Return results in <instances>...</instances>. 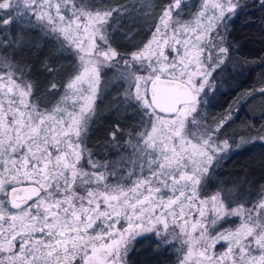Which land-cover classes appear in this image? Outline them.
Listing matches in <instances>:
<instances>
[{"label":"snow or ice","instance_id":"1","mask_svg":"<svg viewBox=\"0 0 264 264\" xmlns=\"http://www.w3.org/2000/svg\"><path fill=\"white\" fill-rule=\"evenodd\" d=\"M182 3L159 5L151 39L124 56L111 46L110 37L113 25L135 5L0 0V26L26 21L55 36L78 62L65 95L51 109L30 100L33 86L10 65L0 72V264H126L132 239L153 230L167 239L170 226L179 229L177 235L188 247L182 264L194 248V264H264V188L255 193L260 199L250 209L241 205L228 210L224 201L233 202L235 187L200 199L197 189L213 155L229 146L227 141L216 143L223 123L191 139L188 128L199 123L208 61L216 58L213 71L224 63L229 48L222 33L247 5L208 0L193 21L182 23L173 19ZM257 3L264 8V0ZM141 7L152 4L145 0ZM104 69L118 71L129 83L125 99L147 124L138 136V150L145 155L148 173L127 189L108 185L104 173L80 165ZM141 82L152 85L150 95L147 89L142 92ZM209 203L213 224L225 216L246 219L236 230L209 241L202 223ZM122 220L126 226L118 227ZM220 241H227L228 248L216 254L213 248Z\"/></svg>","mask_w":264,"mask_h":264},{"label":"trees","instance_id":"2","mask_svg":"<svg viewBox=\"0 0 264 264\" xmlns=\"http://www.w3.org/2000/svg\"><path fill=\"white\" fill-rule=\"evenodd\" d=\"M106 2L113 7L135 5L130 7V15L119 18V23L113 25L110 37L111 46L127 56L149 41L155 26L150 12L153 8L159 10L158 6L169 0H150L151 8L141 7L145 0ZM242 4L247 7L231 18L226 36L229 55L239 66L225 69L222 79L225 89L210 107L219 111V120L224 118L227 108L239 104L238 112L223 122L218 135L232 143H243L221 159L202 187L203 193H211L234 186L238 198L241 197L239 192L247 196L250 191L253 194L264 188V142L254 140L264 133V8L257 0H243ZM197 6L196 0L185 1L179 14L192 17ZM4 15L9 18L7 13ZM5 65H10L15 75L22 76L33 86L30 97L33 103L51 109L65 95V86L75 74L78 62L60 47L55 36L26 22H13L0 26V72L7 70ZM115 73L108 69L102 72L101 89L83 146L98 167L106 166L109 171L118 168L119 177L129 185L142 172L137 166L141 165L142 152L135 146L140 143L138 136L147 124L141 111L125 99L128 83ZM230 81L233 84L229 86ZM53 84L56 85L54 90L51 89ZM129 162H133L131 171L127 168ZM122 226H126L123 220L118 227ZM176 259L177 254L152 235L139 237L128 254V264H175Z\"/></svg>","mask_w":264,"mask_h":264},{"label":"rangeland","instance_id":"3","mask_svg":"<svg viewBox=\"0 0 264 264\" xmlns=\"http://www.w3.org/2000/svg\"><path fill=\"white\" fill-rule=\"evenodd\" d=\"M185 1H189V0H185ZM198 6H197V11H195L193 13L192 17H184L181 14L177 15L176 13H173V19L174 20H179L182 23H187L190 21H193L196 14L202 10V6L208 2V0H196ZM241 3H243V0H241ZM208 11H211V9L209 8ZM159 10L156 9H152L150 12V17L154 19L155 25L158 22V16H159ZM10 18V17H9ZM232 18V17H231ZM231 18L228 20V26H229V22L231 20ZM17 22H26V21H17ZM228 29V27H227ZM225 36H227V32L226 33H222ZM152 37V35H151ZM150 37V39H151ZM149 39V40H150ZM227 39V38H226ZM225 46L227 47V44H225ZM215 57H213L212 61H208L209 64V71H210V75L208 77L207 83L205 84L204 90L203 92L200 93V100H201V106H200V114L196 117L197 121L199 122L197 126L193 127V125L189 124L188 128H189V132H190V139L193 138L192 134H195L196 136H198L200 133L205 132L206 129H214L216 128L218 123H223L226 120H230L232 117H234L235 112H238L239 109V104L238 105H234L233 108L229 107L226 109V113L224 115V118L222 119H217L219 117V115H217V112H219L217 109L214 110L210 107V104L214 101V99L216 98V96L223 90L225 89L224 85L222 84V79L223 76L226 75V71L225 69L228 68H233L235 66H239L238 63H236V61L233 60V58L231 59L229 52L226 58H224V63L221 64L219 67H216L215 70L213 71L212 68L215 66ZM226 64H230L231 67H227ZM105 70V69H104ZM103 72V70H102ZM102 72H101V77H100V82L98 85V92L95 98V102L96 99L98 97V93L100 91V85H101V81L103 80L102 78ZM118 74V71H115ZM115 73V74H116ZM141 75H147V73H140ZM232 80V79H231ZM227 81V80H225ZM128 83V82H127ZM142 84V92L147 89V85H144L143 82H141ZM197 84L199 85V80L197 81ZM227 84L230 86L233 83L227 82ZM128 90H129V83H128ZM31 100V99H30ZM95 106V104H94ZM165 119H167L168 117H164ZM216 136V143L220 144L223 143L224 141H227L228 143V149L225 150L222 153H219L218 155H213V159L212 161L209 163L208 166V171L207 173L204 174V176L201 179L200 185L198 186L197 189V195L199 196L200 199H207L209 197H211L212 195L216 194L217 192H222V191H216V192H211V193H203L202 187L206 184L207 179L211 176V174L213 173L214 169L218 166V164L220 163L221 159H223V157H225L226 155H228L230 152H232L233 150H235L236 148H238L243 142L242 141H238L236 143H232L230 140H226V139H221L219 138L218 132L215 133ZM254 140L256 141H262L264 142V133L259 134V136H257L256 138H254ZM193 142H196L195 139H193ZM140 144V143H139ZM138 145H136L135 147L137 148ZM81 147L83 149V143L81 144ZM135 151V150H134ZM133 151V152H134ZM138 155H133V157H136ZM140 157L142 158L140 160V164L138 165V168L140 167L141 171L139 175V177L137 179L142 178V176L147 175L148 173V168H147V164H146V160H145V155L144 153L140 154ZM138 159V158H136ZM131 160V159H130ZM135 160V159H133ZM132 160V161H133ZM134 162V161H133ZM133 162H129V164L127 165L128 170L131 171V167L133 166ZM81 167L86 170V171H99L104 173L105 177H106V183L108 185H121L122 187H124L125 189L130 188L133 186V182H130L129 185L128 183L124 182L123 180H121V178L118 175V168H114L112 169V171H109L105 168H100L97 165V162L93 161L92 158L90 157L89 153L86 151L84 152V157L80 162ZM93 165L97 166L95 169L92 167ZM127 170V172H129ZM128 175V173H127ZM135 179V180H137ZM234 188V186H228L225 189H232ZM259 191H255L252 192H248L247 196H242L240 198H238L236 195H234L232 197L233 202H229L228 200H225L224 203L226 205V207L228 208V210L234 209V208H238L239 206H243L244 209H250L252 207V205L256 204V202L260 199V197L258 195H256L255 193H258ZM240 193V192H239ZM252 194V195H251ZM249 201H251V203H249ZM196 207H199V205H196ZM204 212H205V217L202 220V223L205 224L206 226V232H205V236L206 238H208L209 241H211V239L215 238L219 233H225V232H230V231H234L237 228H239L242 224V222L244 221V219H246V216H236V215H232V216H225L222 219H218L216 221L215 224L212 223V220L215 218V214L212 211V206L209 203L205 208H204ZM198 215L195 211H193L192 213V219L196 220L198 219ZM179 229H173L171 226L169 228V232L172 233V235H169L167 237V239H165V237L163 235L157 236L154 234L155 230L153 231H149V232H145L141 235H137L134 239H132L129 243V251L132 247V245L134 244V242L139 238L142 237L144 235H152L155 238H157L158 240L162 241V244L165 246H168L169 249H171L172 251H174L177 254V259L175 264H182V261H184V258L188 252V247L184 244L181 243V239L180 237L177 235ZM198 235V233H197ZM228 248V242L227 241H220L219 243H217L215 245V247L213 248V251L216 254H222L224 253ZM129 251L125 257V261L126 264H128V254ZM257 254L258 253H254ZM194 261H196V249H193V255L192 257H190L187 261V264H194Z\"/></svg>","mask_w":264,"mask_h":264},{"label":"water","instance_id":"4","mask_svg":"<svg viewBox=\"0 0 264 264\" xmlns=\"http://www.w3.org/2000/svg\"><path fill=\"white\" fill-rule=\"evenodd\" d=\"M151 87H152V85L149 83V84L147 85V90H148V94H149V95H150Z\"/></svg>","mask_w":264,"mask_h":264}]
</instances>
